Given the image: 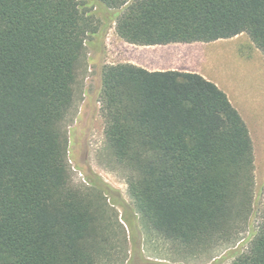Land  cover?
<instances>
[{"label": "trees", "instance_id": "obj_1", "mask_svg": "<svg viewBox=\"0 0 264 264\" xmlns=\"http://www.w3.org/2000/svg\"><path fill=\"white\" fill-rule=\"evenodd\" d=\"M95 1L119 9L115 30L128 43L246 33L264 57V0ZM86 7L0 0V264H98L96 215L71 185L62 125L86 36L99 29ZM99 101L144 223L186 249L231 241L255 181L250 131L227 93L197 72L124 62L102 67ZM229 264H264V211Z\"/></svg>", "mask_w": 264, "mask_h": 264}, {"label": "rangeland", "instance_id": "obj_2", "mask_svg": "<svg viewBox=\"0 0 264 264\" xmlns=\"http://www.w3.org/2000/svg\"><path fill=\"white\" fill-rule=\"evenodd\" d=\"M78 1L87 3L86 9L97 20L99 29L86 36L84 52L76 66L72 105L62 125L67 139L71 185L92 200L96 215L93 245L97 250V263H231L235 255L248 249L264 211L262 53L246 33L219 39L211 43L207 52L190 53L186 49L194 45L185 43L155 46L128 43L115 30L119 9L107 8L95 0ZM124 62L151 70L196 69L228 91L250 131L255 181L252 210L233 228L235 235L231 241L186 249L158 235L144 223L128 192L130 172L116 161L106 140V120L99 101L102 67Z\"/></svg>", "mask_w": 264, "mask_h": 264}, {"label": "crops", "instance_id": "obj_3", "mask_svg": "<svg viewBox=\"0 0 264 264\" xmlns=\"http://www.w3.org/2000/svg\"><path fill=\"white\" fill-rule=\"evenodd\" d=\"M221 40H223V39H221ZM215 41H219V39L218 40H214V41H210V42H203V41H195V42H190V43H185V44H191V45H194L193 46V48L192 47H188L186 50L188 51V52H190V53H194L195 51H197V50H201L202 52H207L206 50L210 47V45H211V43H213V42H215ZM178 43H182V42H178ZM170 44H173V43H170ZM164 45H167V44H164ZM148 46H155V45H148ZM137 65V64H136ZM139 66H141V65H139ZM141 67H144V66H141ZM144 68H146V67H144ZM147 70H150V71H155V70H168V69H175V70H180V71H191V72H197V73H202V72H199V70H196V69H194V70H190V69H177V68H167V69H153V70H151V69H148V68H146ZM196 70V71H195ZM205 77V76H204ZM208 77V76H207ZM206 77V78H207ZM210 78V77H209ZM208 78V79H209ZM210 80H213V79H211L210 78ZM215 81V80H214ZM215 83L222 89L223 88V90L227 93V95H228V91L224 88V87H222L217 81H215ZM229 96V95H228ZM230 98V97H229ZM231 100V99H230Z\"/></svg>", "mask_w": 264, "mask_h": 264}]
</instances>
